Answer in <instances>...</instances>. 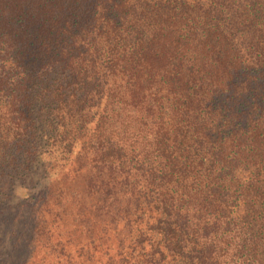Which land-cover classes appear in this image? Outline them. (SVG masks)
<instances>
[{"label":"trees","instance_id":"obj_1","mask_svg":"<svg viewBox=\"0 0 264 264\" xmlns=\"http://www.w3.org/2000/svg\"><path fill=\"white\" fill-rule=\"evenodd\" d=\"M65 228L264 264V0H0V264Z\"/></svg>","mask_w":264,"mask_h":264},{"label":"rangeland","instance_id":"obj_2","mask_svg":"<svg viewBox=\"0 0 264 264\" xmlns=\"http://www.w3.org/2000/svg\"><path fill=\"white\" fill-rule=\"evenodd\" d=\"M65 200L67 202L71 201L70 198H66ZM68 230L69 228L63 229L61 240L56 236L57 233L55 232L48 242H45L44 238L35 232L33 234L31 233V235H33L32 237L30 236V233H28L26 235L27 239L25 243L22 242L21 245L23 246L24 251L22 252L21 250L20 254H14L11 259L20 260L19 263H21L22 260L27 259L25 264H39L40 262H44L45 264H62L63 259H61L58 254L61 248L74 256L77 254H75L76 250L72 246H76L78 243L77 247L83 246L85 252L91 250L93 246H95L96 256H94V258L102 262V259L104 260L103 255L105 249L107 247H111V249L115 248L113 236H101L98 228H95L92 234L83 233L80 237L77 235L78 239L75 240L76 245L71 243L67 244L66 238ZM53 231L54 229L52 228L51 232ZM89 241L93 242V245H87L86 243Z\"/></svg>","mask_w":264,"mask_h":264}]
</instances>
